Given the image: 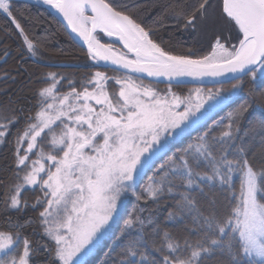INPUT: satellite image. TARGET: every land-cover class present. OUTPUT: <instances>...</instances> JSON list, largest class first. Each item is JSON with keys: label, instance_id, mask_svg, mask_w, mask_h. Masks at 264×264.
<instances>
[{"label": "snow or ice", "instance_id": "obj_1", "mask_svg": "<svg viewBox=\"0 0 264 264\" xmlns=\"http://www.w3.org/2000/svg\"><path fill=\"white\" fill-rule=\"evenodd\" d=\"M42 3L86 46L87 67L125 75L97 70L78 90L75 81L48 72L42 83L49 86L35 90L32 108L12 97L0 104V147L11 145L14 178L0 198L8 228L0 230V264H87L117 227L124 240L118 264H264V89L253 90L226 123L216 125L218 133L198 136L138 190L146 170L226 104L243 76L264 78V0H168L154 5L160 11L152 26L140 19V5L117 0ZM0 10L19 30L27 53L37 57L12 0H0ZM165 18H174L185 33L210 36L208 53H177L173 34L166 40L162 33ZM98 30L118 37L127 52L101 43ZM145 74L154 83L166 78L163 95L142 82ZM188 77L237 83L231 95L223 89L174 92ZM62 80L70 90L60 95ZM109 81L118 86L114 95ZM254 106L261 115L245 125ZM28 190L41 194L31 204L22 196ZM129 198L134 205L124 216ZM165 198L175 200L167 220L184 224L196 239L160 226L149 205ZM28 208L38 215H25ZM25 229L33 231L25 235Z\"/></svg>", "mask_w": 264, "mask_h": 264}, {"label": "trees", "instance_id": "obj_2", "mask_svg": "<svg viewBox=\"0 0 264 264\" xmlns=\"http://www.w3.org/2000/svg\"><path fill=\"white\" fill-rule=\"evenodd\" d=\"M117 2L127 3L132 7L140 5L141 8L137 9L140 19H142L149 26H152L154 19L160 11V9L154 5H163L168 3V0H117ZM217 2L219 3V0H217ZM12 5L14 9L13 15L24 28V31L29 38L37 44L39 54L36 57L38 62H35L27 53L22 36L19 34L14 24L9 18L0 13V74L4 71L8 76L6 83L5 81H0V92L2 91L1 83L4 84V90L6 89L8 92L7 100H0V104L7 105L9 103V98L12 97L17 98L19 103L26 108H32V105L35 104L37 99L34 96L35 90L41 87L49 86L47 83H42L45 74L48 72H55L75 81L78 90L81 87V82L97 70L105 72L109 77L119 78L124 76V74L111 70L87 67L90 62L86 52L73 42L62 23L51 11L24 2H13ZM165 23L168 27L167 29L162 30V33L166 40L168 39L169 33L173 34L172 44L177 53L186 52L188 49H191L198 54L208 53V42L210 36H206L204 34L197 35L185 33L182 24H178L174 18H165ZM176 29L180 30L177 31ZM104 43L109 42L105 41ZM5 52L7 53L6 55ZM58 63L71 64L78 67L51 68L43 65ZM16 72L19 73V75H17ZM35 82L38 84L36 87L33 86ZM137 82L139 83L140 81ZM142 82L146 85H150L151 87L154 86L161 89L167 88V86L164 85L152 84L146 81ZM235 83H237V81L203 87L179 86L178 88L174 87L173 91L181 96H187L189 91L196 88H200L204 91L223 89L224 94L231 95L230 90L232 89V85ZM240 83L242 84V87L235 95H231V99L223 108L213 113V115L205 122L200 124L178 142L173 143L170 146L169 152L166 155L161 156L152 165V167L145 172L138 182V190H142L151 178L158 175V169L160 166L167 164L172 155L178 154L184 147L194 143L198 136L210 129L214 133H218L220 129L216 127V125L222 121L226 123L228 113L231 112L239 103L248 99L253 90L260 91L264 89V78L257 77V79L253 81L250 75H248L241 79ZM57 88V92L60 95L66 94L70 90L67 80L59 81ZM108 90L114 95L118 92V87L110 82ZM260 115L261 109L254 106L250 110V115L245 119V125H247L248 120L258 118ZM17 131L18 129H13V135H15ZM44 147L45 151L49 150L46 148V145H44ZM11 162L12 151L11 145H9L6 146V149L0 153V176L6 177V185L11 184L12 182L10 180L11 168L9 167ZM234 180L238 186V176L234 177ZM1 192L2 186L0 184V198L2 197ZM40 195L41 194L38 191L34 192L31 190L22 194L23 198L29 204L33 203ZM174 202V198H165L162 199L159 204H150L149 206L154 214V217L159 221L162 228H165L173 234L188 236L189 239L193 240L196 239L197 235L195 232L189 234L184 231V224H176L175 222L167 220V214L169 211L173 210ZM133 205L134 200L132 198H129L125 202V208L122 210L124 216L131 212ZM2 209L3 203L0 199V230H8L5 214ZM25 215L29 217H36L38 215V211L28 208L25 210ZM32 231L33 229H25L24 234L27 235ZM119 232V227L114 229L113 233L105 239L102 246L98 247V249L94 251L91 257L87 260V264H118L120 250L122 244L124 243V240L119 237ZM30 238L33 240L37 239L35 235L30 236Z\"/></svg>", "mask_w": 264, "mask_h": 264}, {"label": "water", "instance_id": "obj_3", "mask_svg": "<svg viewBox=\"0 0 264 264\" xmlns=\"http://www.w3.org/2000/svg\"><path fill=\"white\" fill-rule=\"evenodd\" d=\"M17 1H23V2H27V3H31V4H35V5H40L38 3L29 1V0H17ZM43 6H45V5H43ZM45 7L47 9L51 10L52 12H54V14L58 17V19L60 20V22L62 23V25L65 27V29H66V31H67V33L69 35V33L71 32V29L68 27L67 22L63 19V17L59 13L53 11L52 8H49L48 6H45ZM98 33H100L99 30H98ZM101 34L105 35L104 33H101ZM75 35L76 34L73 33L72 36H70V35L69 36L73 40L72 37H75ZM114 39H115V42L114 43L117 44V45H119L123 52H127V49L123 47V42L122 41H119L118 40V37H115L114 36ZM73 42L76 45H78L81 49H83L85 51V47L86 46L83 45L82 41H79L77 39V40H73ZM47 66L52 67V68H73V67H76L75 65H71V64H48ZM102 69L111 70V71H114V72H118V73H121V74H125L123 70L117 71V70H114L113 68H104V67H102ZM132 75H133V77H135L134 74H132ZM246 76H248V75L243 76L242 79L244 77H246ZM186 79L189 82L186 83V84H183L181 86H192V87L213 86V85H219V84L231 83V82H236L237 81L235 79L225 80V78H223V77H215V78L214 77H204L202 82L200 80H196V79H193L191 77H188ZM144 81L150 82V83H154L153 82V78L147 77L146 74H145ZM154 84L167 85L166 78H161V82L160 83H154Z\"/></svg>", "mask_w": 264, "mask_h": 264}, {"label": "rangeland", "instance_id": "obj_4", "mask_svg": "<svg viewBox=\"0 0 264 264\" xmlns=\"http://www.w3.org/2000/svg\"><path fill=\"white\" fill-rule=\"evenodd\" d=\"M98 37L101 39V43H104L105 41H108V42L110 41L109 39L104 38V37L101 36V35H98ZM109 43H112V41H110ZM113 45H114V44H113ZM114 50H115L116 52H118V53H124L120 48H118V47H116V46H114ZM19 70H21V69H19ZM16 74L19 75V73H17V72H16ZM14 75H15V73H14ZM17 75H16V76H17ZM257 77L260 78L259 73L257 74ZM14 78H15V77H14ZM14 78H13V79H14ZM110 82H112V81H109V83H110ZM116 86H117V85H116ZM117 87H118V86H117ZM152 87L155 88V89H156L158 92H160V94H162V95L165 93V90L167 89V88H163V89H161V88H156V87H154V86H152ZM5 90H6V89H5ZM57 90H58V88H57ZM118 90H119V89H118ZM203 91H204V90H203ZM6 92H7V90H6ZM190 92H192V90L189 91L188 94H189ZM205 92H207V91H205ZM7 93H8V92H7ZM92 103H94V102H92ZM224 106H225V104H224V105H221V106H220L219 108H217L214 112L210 113V114H209V117L212 116L213 113H215L216 111H219V110H220L221 108H223ZM209 117H208V118H209ZM208 118H207V119H208ZM204 122H205V121H204ZM202 123H203V122H202ZM202 123H201V124H202ZM194 129H195V128H194ZM194 129H192V130H194ZM192 130H190L187 134H189ZM187 134H185L184 136H186ZM184 136L178 138V139H177L176 141H174L173 143L178 142V141H179L180 139H182ZM173 143H172V144H173ZM45 145L47 146V143H46ZM46 148H48V147H46ZM33 158H35V157H33ZM48 163H50V162H48ZM146 171H147V170H146ZM140 179H141V178H140ZM138 182H139V181H138ZM93 253H94V252H93ZM93 253H92V254H93ZM92 254H91V255H92ZM91 255L87 258V260L91 257Z\"/></svg>", "mask_w": 264, "mask_h": 264}, {"label": "flooded vegetation", "instance_id": "obj_5", "mask_svg": "<svg viewBox=\"0 0 264 264\" xmlns=\"http://www.w3.org/2000/svg\"><path fill=\"white\" fill-rule=\"evenodd\" d=\"M7 78H8V76H7L6 72H4V71L1 72V74H0V81L1 82L2 81L3 82L5 81V83H6ZM3 85L4 84L1 83L2 91L0 92V97H1L0 100H7V92H6V90H4L5 87H3ZM5 149H6V147H0V153L3 152ZM0 169H1V167H0ZM10 174H11V179L10 180L13 182V179L14 178H13V175H12V172L11 171H10ZM5 179H6V177L0 176V181H2V183H0L1 186H2V192H1V196L2 197L4 195L5 186L7 184V181H5ZM2 203H3V201H2Z\"/></svg>", "mask_w": 264, "mask_h": 264}, {"label": "bare ground", "instance_id": "obj_6", "mask_svg": "<svg viewBox=\"0 0 264 264\" xmlns=\"http://www.w3.org/2000/svg\"><path fill=\"white\" fill-rule=\"evenodd\" d=\"M13 1V0H12ZM29 1H32V2H35V3H38V4H40V5H45V4H43L42 3V0H29ZM45 6H48V5H45ZM49 8H51L50 6H48ZM53 9V8H52ZM54 10V9H53ZM1 12H3L2 10H0ZM55 11V10H54ZM56 12V11H55ZM106 36V35H105ZM107 37V36H106ZM110 41H115V39H114V36L113 37H107ZM33 86H38V84L35 82L34 84H33Z\"/></svg>", "mask_w": 264, "mask_h": 264}]
</instances>
